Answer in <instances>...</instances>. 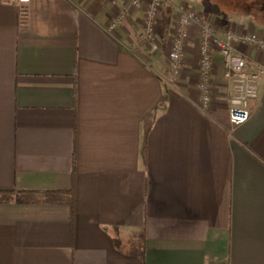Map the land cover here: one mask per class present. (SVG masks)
I'll return each instance as SVG.
<instances>
[{
    "label": "crops",
    "instance_id": "1",
    "mask_svg": "<svg viewBox=\"0 0 264 264\" xmlns=\"http://www.w3.org/2000/svg\"><path fill=\"white\" fill-rule=\"evenodd\" d=\"M118 1L0 0V264H264V78L234 128L219 55L200 107L198 26L174 80L136 46L143 11L109 30ZM170 1L156 26L166 54L173 5L198 9ZM239 10L198 9L264 35V13Z\"/></svg>",
    "mask_w": 264,
    "mask_h": 264
},
{
    "label": "built area",
    "instance_id": "2",
    "mask_svg": "<svg viewBox=\"0 0 264 264\" xmlns=\"http://www.w3.org/2000/svg\"><path fill=\"white\" fill-rule=\"evenodd\" d=\"M19 6L31 0H1ZM126 8L114 17L109 25L116 31L125 24L130 11H143V32L136 46L143 47L148 56L157 55L163 43L157 38L156 23L170 0H121ZM177 12V23L173 44L168 53L169 72L174 80L181 77L186 59L189 30L199 28V104L202 110L209 111L213 105V70L216 58L223 60L224 80L233 91L230 101L229 117L231 125L238 128L251 118L250 102L260 96V86L264 78V63L250 66L239 48L251 46L264 52V35L256 31H222L213 22L187 3L173 5Z\"/></svg>",
    "mask_w": 264,
    "mask_h": 264
},
{
    "label": "rangeland",
    "instance_id": "3",
    "mask_svg": "<svg viewBox=\"0 0 264 264\" xmlns=\"http://www.w3.org/2000/svg\"><path fill=\"white\" fill-rule=\"evenodd\" d=\"M174 1L191 2L190 4H192L196 7L198 6L197 8L199 10H201V13L204 14L205 18H206V15H207V17L210 16L209 15L210 11H213V9H215V11H217V13H223L224 10H230L231 13H235V12H239L240 11L239 9L244 8L245 11H247L248 13H250L253 16L254 15L255 16L256 15L261 16L262 12L264 13V0H174ZM224 1L227 4V8H226V6L223 5ZM118 4L120 5V7H122L123 10L126 8V5L121 0L118 1ZM173 9H174V12L171 14V17L169 18V24L171 27H174V25L176 26V23H177V21H176L177 20V12H176L174 7H173ZM248 9H251V12L248 11ZM162 13H163V11H162ZM160 16H162V14ZM143 19H144V17H143ZM158 22H159V20H158ZM158 22L156 23V26H158ZM244 22L249 23L250 20L246 19ZM256 30L257 29H254V31H256ZM156 34H157V31H156ZM157 38L163 43V46H164V42L158 34H157ZM139 48H140V53L143 54V56L146 58V60H148V58H150V56H148L146 54V50L143 47H139ZM167 53H169V51H167ZM159 56H160V58H162L164 63L169 65L168 54H166L164 52L163 48L160 51Z\"/></svg>",
    "mask_w": 264,
    "mask_h": 264
},
{
    "label": "trees",
    "instance_id": "4",
    "mask_svg": "<svg viewBox=\"0 0 264 264\" xmlns=\"http://www.w3.org/2000/svg\"><path fill=\"white\" fill-rule=\"evenodd\" d=\"M148 132H149V128H146V129H145V135H146V136H147ZM142 156H143L144 158L146 157V137H145V139H144V141H143V145H142ZM72 194H73V197H74V192H73V191H72ZM32 195L34 196V195H40V194H34V193H32ZM46 195H49V193L46 194Z\"/></svg>",
    "mask_w": 264,
    "mask_h": 264
}]
</instances>
